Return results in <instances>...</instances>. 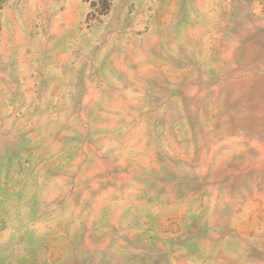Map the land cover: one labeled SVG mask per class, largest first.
<instances>
[{
	"label": "rangeland",
	"instance_id": "rangeland-1",
	"mask_svg": "<svg viewBox=\"0 0 264 264\" xmlns=\"http://www.w3.org/2000/svg\"><path fill=\"white\" fill-rule=\"evenodd\" d=\"M0 264H264V0H0Z\"/></svg>",
	"mask_w": 264,
	"mask_h": 264
}]
</instances>
